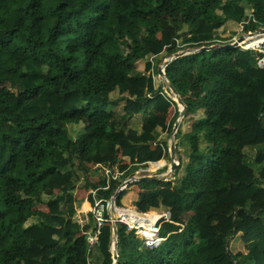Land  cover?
Here are the masks:
<instances>
[{"label":"trees","instance_id":"obj_1","mask_svg":"<svg viewBox=\"0 0 264 264\" xmlns=\"http://www.w3.org/2000/svg\"><path fill=\"white\" fill-rule=\"evenodd\" d=\"M248 9L257 21L245 31L264 27V0H0V264L113 263L110 224L94 250L101 260H89L75 192L81 180L87 190L106 184L89 181L91 166L121 162V145L133 164L170 156L158 128L172 131L176 119L168 125L165 110L178 104L155 88L159 66L147 61L141 71L138 62L181 46L227 44L218 43L219 30L242 23ZM262 56L218 48L166 67L193 116L192 163L166 201L159 180L139 182L140 211L170 209L167 238L145 249L120 224L119 264H264V188L254 184L259 164L264 181ZM12 75L19 80L9 87ZM122 101L124 113L115 112ZM72 125H84L78 137ZM117 186L98 196L110 198ZM239 233L246 252L233 253Z\"/></svg>","mask_w":264,"mask_h":264},{"label":"built area","instance_id":"obj_2","mask_svg":"<svg viewBox=\"0 0 264 264\" xmlns=\"http://www.w3.org/2000/svg\"><path fill=\"white\" fill-rule=\"evenodd\" d=\"M247 14L248 17L242 23H240L242 30H245V27L251 21H257L254 16V9H248ZM261 29H264V27H261ZM261 29L257 31L246 32H250V35L264 34L261 32ZM242 36L246 37L247 35ZM237 40L238 38H235L234 42H236ZM242 42L239 44L241 48L258 50L263 54V56L258 59V66L260 68H264V47L261 45L262 43L256 46L247 47L246 45L244 46ZM164 71L166 73V68L164 69ZM159 77L164 81L166 79V75L165 77H163L161 74H159ZM155 145H158V143H155ZM168 149L169 152H171V147H169ZM128 165L129 166L126 169L122 168L121 162L113 165L99 163L91 166L93 170L99 171L101 179L104 180L106 184L104 186L88 190V200L91 202L90 209L88 211L78 210L75 215V220L81 227V233L86 236L88 256L90 261H92V253L94 252V250L101 245L100 235L102 232V228L105 225L110 224L114 231L113 214H116V210L118 209L125 210L116 215L119 225L125 224L130 231H134L137 238L142 241L143 248L151 250L157 249L167 238L162 234L161 230L165 223L171 221L170 209L166 208L167 210L165 211L151 209L147 212H143L140 211L138 207H125L123 199L122 205H119L118 198L121 193L129 190L132 184L141 182V179L145 176L169 175L172 170V162H169L168 166L167 164H165L163 159L159 161H147L140 164H133L130 162ZM134 167H136V169L133 171L132 168ZM114 181L118 183V186L114 194L110 198L98 196V191L100 189H109L112 182ZM90 195L93 197L92 201L90 199ZM150 211L161 212L160 216L162 217H160V219H157L158 217H155L153 219L147 220L146 215H148ZM111 250L113 255V244L111 245ZM117 251L119 252V249Z\"/></svg>","mask_w":264,"mask_h":264},{"label":"crops","instance_id":"obj_3","mask_svg":"<svg viewBox=\"0 0 264 264\" xmlns=\"http://www.w3.org/2000/svg\"><path fill=\"white\" fill-rule=\"evenodd\" d=\"M236 24H237V28H238L239 27L238 25L240 23L235 22V21H229L227 23V25L225 27H223V30H224V28L233 27ZM166 54H167V52H163V53L159 54L158 57L161 58L162 56H164ZM146 63H147L146 60H140L138 62V68L141 71H144ZM155 76H156V74L154 75L155 88L160 89L162 87L158 86L159 81L163 82V80L158 75L156 77ZM162 89H163V91H162L163 94L168 95L169 97H172L169 95L167 90H164V88H162ZM173 99H174V97H173ZM177 104L179 107L172 105L165 110V116H166V120H167L168 125H170V123L173 122V120H175V119H176V121H175V123H176L179 116H180V105H179V103H177ZM125 108H126V103H124L123 105L120 104L115 108V112L124 113ZM141 112L143 113V111H141ZM141 112L138 113L137 115H135L134 119H136L137 116L142 115ZM203 114H204L203 110H200V112L198 113L199 116H203ZM190 116H192V115H190ZM188 118H190V117L188 115H185L183 118L180 119V126H179V129L177 131V134L175 135L176 156H177V161H178V163H177L178 168L175 171L174 177H173V179L167 180V181L159 180L160 183H159L158 187L160 189V198L162 201L168 200L169 194L171 191L174 190V187H180L182 185L184 179L188 176V169L192 163L191 143L189 140V133L192 129V124H193V119L191 120ZM142 123H143V116H142L141 125H142ZM174 126H175V124H174ZM158 129L161 131L160 141L161 142H168L169 147H171L174 127H173L172 131H170L169 129L168 130L167 129L162 130V127H159ZM243 146L244 145H242V147ZM251 147L257 148L258 146L251 145ZM123 148H124V146H120V150H119L121 163L122 164H129L131 162L130 158L128 156L122 155ZM163 161L165 162V164H167V166H168L169 162L173 161L172 157H171V152H170V156L163 159ZM262 167H263V165L259 164L255 168L254 173L256 175V178H255L254 184L257 187L264 188V181L259 178V172L261 171ZM93 171H95V172H93L94 174L91 176V178H93V179L95 178L98 181L92 180L91 183L96 184L99 182L101 177H100L99 171H96V170H93ZM139 184H140L139 186H135L132 189H130L127 196H124L123 202L125 201L126 197L130 198L131 196H133L134 197V199H133L134 203L137 206L138 201L140 200L142 193H144V188H143L142 184L141 183H139ZM75 195H76V197L79 201V204H80L77 211L78 210L88 211L90 209V206H91V202L88 200V190L84 187L82 189L78 187L76 192H75ZM86 204H88V207H85ZM41 208L44 211H48V207L46 205H42ZM193 214H194V212L192 210L187 211L184 215V220L188 221L193 216ZM245 248H246V244H245ZM92 258H93L94 262H99L101 260L100 252L94 251V255Z\"/></svg>","mask_w":264,"mask_h":264},{"label":"rangeland","instance_id":"obj_4","mask_svg":"<svg viewBox=\"0 0 264 264\" xmlns=\"http://www.w3.org/2000/svg\"><path fill=\"white\" fill-rule=\"evenodd\" d=\"M239 27L237 28V24L233 27H230V28H224L219 30V33H220V39L221 41H218V43H232L234 42V39L235 38H240L242 35H250V32H246L245 30H242V27H241V24L238 25ZM255 33V32H253ZM181 43V41L179 42ZM263 47H264V43L261 44ZM245 46V45H244ZM188 48H191V47H182L179 48V51L181 50H185V49H188ZM173 55V54H172ZM172 55H169V54H166L162 57L163 60H159L160 58L157 57V56H149L147 59H146V62L147 61H151L153 60L155 62L156 65H158L160 67V65L164 64L165 60L167 58H170ZM156 76L160 74L159 72V68L155 71ZM155 76V77H156ZM8 86L11 87L12 86V83L15 82V81H18L19 78L18 76H15V75H12V76H8ZM160 87L164 88V90H167L169 95L174 97L175 98V94L172 92V90L170 89V87L168 86V84L163 80L162 81H159V85ZM124 103H126L125 101H122L120 104L123 105ZM179 107V106H178ZM143 114V113H142ZM190 118L188 119H193L192 117L193 116H189ZM132 122L134 123V127L135 128H139L141 126V122H142V115L140 116H137L136 119H133ZM84 128V125H72L71 127V133L74 137H78L79 133L83 130ZM122 146V145H121ZM174 177V175H173ZM173 177H170V178H166V179H162L163 181H167V180H171L173 179ZM92 180L94 181H98L97 179H93V178H90L89 177V181L91 182ZM84 184H85V181L84 180H81V184L79 183V188H83L84 187ZM140 184L139 183H135V184H132L129 188L128 191H126V193L124 194V196H127L128 192L130 191V189H132L133 187L135 186H139ZM81 192V191H80ZM82 193V192H81ZM132 197V198H131ZM130 198L129 197H126L125 201H124V205L125 207H137L134 203V197L131 196ZM167 210L166 207H161L160 208V211H165ZM250 229H251V226H250ZM249 235H252V233L250 232ZM244 234L243 233H239L232 241H231V244H230V250L233 252V253H238L240 251L242 252H246V248H245V243H244ZM119 249V248H118Z\"/></svg>","mask_w":264,"mask_h":264},{"label":"water","instance_id":"obj_5","mask_svg":"<svg viewBox=\"0 0 264 264\" xmlns=\"http://www.w3.org/2000/svg\"><path fill=\"white\" fill-rule=\"evenodd\" d=\"M261 32L264 33V29H261ZM244 40H245V36H241L234 43H227V44H223V45L222 44H213V45L202 46L201 48H188L185 50H181V51L174 53L170 58H167L165 60L164 64L159 67L160 74L163 77H165V75H166L165 81L168 84V86L170 87V89L172 90V92L176 95V98H174V100L177 103H179V105H180V116H179L177 122L175 123L174 129H173V135H172L173 138H172V143H171V157L173 160L172 161V170H171V173L167 176H159V175L145 176L141 179V181H155V180H162V179L173 177L176 169L178 168V164H177L178 161H177V156H176L175 135L177 134V131H178L179 126H180V119L186 115L187 105L184 102V100L182 99V97L180 96V94L178 93L176 87L171 83V81L167 77V74L165 73L164 69L174 60L178 59L179 57L185 56L187 54L201 52V51H210V50H214V49H218V48L238 47L239 44ZM113 220H114V223H113L114 231H113V238H112V244H113V249H114L113 264H119V252L117 251L119 248V234H118L119 223H118L117 216L115 213L113 214Z\"/></svg>","mask_w":264,"mask_h":264},{"label":"bare ground","instance_id":"obj_6","mask_svg":"<svg viewBox=\"0 0 264 264\" xmlns=\"http://www.w3.org/2000/svg\"><path fill=\"white\" fill-rule=\"evenodd\" d=\"M243 45H246L247 47H252V46H256L260 43H264V34H253V35H248L245 37V41L242 42ZM176 98V95H175ZM125 210L123 209H118L116 210V215L123 212ZM161 212H149L148 215H146V219H153L155 217H158L157 219H160Z\"/></svg>","mask_w":264,"mask_h":264}]
</instances>
